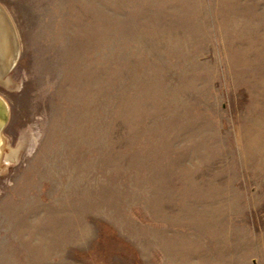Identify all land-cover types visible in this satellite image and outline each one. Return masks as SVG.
Returning a JSON list of instances; mask_svg holds the SVG:
<instances>
[{"label":"rangeland","instance_id":"obj_1","mask_svg":"<svg viewBox=\"0 0 264 264\" xmlns=\"http://www.w3.org/2000/svg\"><path fill=\"white\" fill-rule=\"evenodd\" d=\"M0 7V264H264V0Z\"/></svg>","mask_w":264,"mask_h":264},{"label":"bare ground","instance_id":"obj_2","mask_svg":"<svg viewBox=\"0 0 264 264\" xmlns=\"http://www.w3.org/2000/svg\"><path fill=\"white\" fill-rule=\"evenodd\" d=\"M5 15L0 7V73L9 69L10 61L14 55V36L10 22L5 19ZM9 21V20H8ZM5 163L14 158L10 155V151L5 154Z\"/></svg>","mask_w":264,"mask_h":264},{"label":"water","instance_id":"obj_3","mask_svg":"<svg viewBox=\"0 0 264 264\" xmlns=\"http://www.w3.org/2000/svg\"><path fill=\"white\" fill-rule=\"evenodd\" d=\"M6 21L9 23L7 17H5ZM12 27V26H11ZM13 36H14V33H13ZM14 42H15V46H14V55L12 57V61H10V65L8 68H10L16 57H17V47H16V39L14 38ZM8 120V104L6 102V100L0 95V139H1V131L2 129L4 128L6 122Z\"/></svg>","mask_w":264,"mask_h":264}]
</instances>
